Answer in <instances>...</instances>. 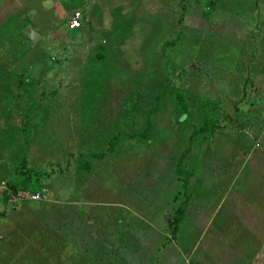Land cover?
<instances>
[{
    "label": "rangeland",
    "instance_id": "obj_1",
    "mask_svg": "<svg viewBox=\"0 0 264 264\" xmlns=\"http://www.w3.org/2000/svg\"><path fill=\"white\" fill-rule=\"evenodd\" d=\"M100 1L0 49V264H261L264 0Z\"/></svg>",
    "mask_w": 264,
    "mask_h": 264
},
{
    "label": "crops",
    "instance_id": "obj_2",
    "mask_svg": "<svg viewBox=\"0 0 264 264\" xmlns=\"http://www.w3.org/2000/svg\"><path fill=\"white\" fill-rule=\"evenodd\" d=\"M69 1L70 0H65L63 2L60 0H0V49L9 48L10 51H12L11 48H13V50H18L20 48L21 45L19 42L21 43V41L19 40H22L23 37L21 38L16 35L18 27L22 23L19 19L20 13L24 14L25 16H31V29L39 33L42 36V39L45 40V43H47V36L43 33L42 26H47V28H49L56 24H53V15L51 13H47V10H50L51 7L53 8V12H55V7L59 3V6L64 9L65 15L68 16L72 13V11L73 13L77 11L75 10L76 8L72 10V8L69 6L71 4ZM96 1L98 8H100L101 11H104V3L100 0ZM91 11L92 16H94V11ZM25 16L23 17V20L26 18ZM83 17L84 16L82 14V20ZM260 211L258 207L257 213H260ZM245 212H247V215H252V212L248 209H246ZM262 213H264V210H262ZM251 218L254 219L253 216H251ZM248 228L249 227L247 226V229ZM257 229L264 230V222H262L261 226ZM258 260H261V264H264V255H262Z\"/></svg>",
    "mask_w": 264,
    "mask_h": 264
},
{
    "label": "built area",
    "instance_id": "obj_3",
    "mask_svg": "<svg viewBox=\"0 0 264 264\" xmlns=\"http://www.w3.org/2000/svg\"><path fill=\"white\" fill-rule=\"evenodd\" d=\"M69 29L76 30L82 26V14L79 11L74 12V14L69 18L68 22ZM8 191L7 195L11 202L19 201H30V202H41L46 201L49 198V191L46 187L40 190L34 191L30 189L21 188L15 192Z\"/></svg>",
    "mask_w": 264,
    "mask_h": 264
},
{
    "label": "water",
    "instance_id": "obj_4",
    "mask_svg": "<svg viewBox=\"0 0 264 264\" xmlns=\"http://www.w3.org/2000/svg\"><path fill=\"white\" fill-rule=\"evenodd\" d=\"M28 37L33 43H38L42 39V36L32 29L29 31Z\"/></svg>",
    "mask_w": 264,
    "mask_h": 264
},
{
    "label": "trees",
    "instance_id": "obj_5",
    "mask_svg": "<svg viewBox=\"0 0 264 264\" xmlns=\"http://www.w3.org/2000/svg\"><path fill=\"white\" fill-rule=\"evenodd\" d=\"M187 152H189V151H187ZM187 152H186V153H187ZM184 154H185V153H184ZM183 156H184V155H183ZM19 172H20V173H24V172H23V169H20ZM42 188H43V187H39V188L30 189V190L37 191V190H40V189H42ZM20 189H21V188H20ZM26 189H29V188H26ZM8 190L11 191V192H15L16 190H18V188L15 187L14 185H10V186L8 187ZM5 192L8 193L7 190H6ZM7 196H8V195H7Z\"/></svg>",
    "mask_w": 264,
    "mask_h": 264
}]
</instances>
